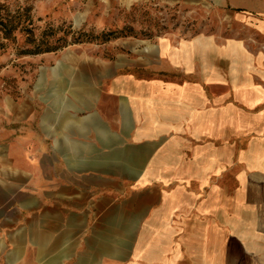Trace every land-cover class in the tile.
I'll return each instance as SVG.
<instances>
[{
	"label": "crops",
	"instance_id": "crops-1",
	"mask_svg": "<svg viewBox=\"0 0 264 264\" xmlns=\"http://www.w3.org/2000/svg\"><path fill=\"white\" fill-rule=\"evenodd\" d=\"M80 1L203 25L109 62L108 111L0 116V264H264V0Z\"/></svg>",
	"mask_w": 264,
	"mask_h": 264
},
{
	"label": "rangeland",
	"instance_id": "rangeland-1",
	"mask_svg": "<svg viewBox=\"0 0 264 264\" xmlns=\"http://www.w3.org/2000/svg\"><path fill=\"white\" fill-rule=\"evenodd\" d=\"M187 19L174 8L146 2L118 3L105 11L88 10L80 0H0V116H10L13 104L40 119L46 110L55 112L56 91L65 111L88 110L99 95L100 110L108 111L110 80L123 74L109 62L130 48L141 49L147 38L203 25ZM91 88L95 96L87 92ZM35 139L18 145L34 147L42 158L60 156L58 150L43 155L44 143H38L39 135ZM44 188V182L38 185V194Z\"/></svg>",
	"mask_w": 264,
	"mask_h": 264
},
{
	"label": "bare ground",
	"instance_id": "bare-ground-1",
	"mask_svg": "<svg viewBox=\"0 0 264 264\" xmlns=\"http://www.w3.org/2000/svg\"><path fill=\"white\" fill-rule=\"evenodd\" d=\"M54 99L55 100H53L54 102H55V106L56 107H58V102H59V100H60V95L57 93V91H56V93H55V95H54ZM49 118H51V114H47L46 116H45V119H49ZM66 117L64 116V115H61V116H59V118H58V122L59 123H62V122H64Z\"/></svg>",
	"mask_w": 264,
	"mask_h": 264
}]
</instances>
